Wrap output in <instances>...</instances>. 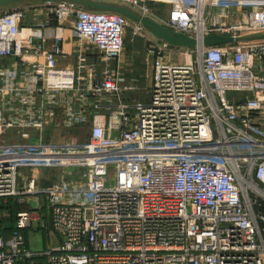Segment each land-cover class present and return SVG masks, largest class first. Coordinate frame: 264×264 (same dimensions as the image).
Segmentation results:
<instances>
[{"label": "built area", "instance_id": "obj_1", "mask_svg": "<svg viewBox=\"0 0 264 264\" xmlns=\"http://www.w3.org/2000/svg\"><path fill=\"white\" fill-rule=\"evenodd\" d=\"M89 1L198 41L264 35V0ZM34 9L0 13V264H264V40L189 50L65 1L23 25ZM128 28L154 58L147 101L114 67ZM47 227L60 245L30 250Z\"/></svg>", "mask_w": 264, "mask_h": 264}, {"label": "rangeland", "instance_id": "obj_2", "mask_svg": "<svg viewBox=\"0 0 264 264\" xmlns=\"http://www.w3.org/2000/svg\"><path fill=\"white\" fill-rule=\"evenodd\" d=\"M35 1V0H34ZM22 2L10 4L7 6H3L0 8V13H6V12H11L13 7L17 5L24 4ZM162 6H156V12L161 15L162 14ZM71 23H67L66 29L67 33L68 30L70 29ZM129 57L131 59V62L136 64V70H137V75L140 78V83H139V91L134 94L137 96V98L140 101H147L148 96H147V88L149 87V82L151 78V72L153 68V63H154V58L147 59V53H146V45L144 41L139 38V37H134L133 35V30L132 28H128L126 31V36L124 40V52L122 57ZM145 62V66H144ZM182 62V61H181ZM145 67V69H143ZM132 68V65H131ZM146 72V73H145ZM50 135L47 136V139L49 141H57L58 139H64L65 137H69L71 134L66 133V134H61V133H49ZM8 138H4L3 142H8ZM21 174H28V170L21 169L20 170ZM44 184L42 187H46L49 180L52 179L53 172L50 171V173H45ZM41 182V181H40ZM14 212L23 210L22 206H16L14 205L11 208ZM24 236L27 242V245L30 250L32 251H44V250H55L57 247L60 245L59 238L55 233L51 231L48 227L46 229H39L37 231L33 229H27L24 231Z\"/></svg>", "mask_w": 264, "mask_h": 264}, {"label": "water", "instance_id": "obj_3", "mask_svg": "<svg viewBox=\"0 0 264 264\" xmlns=\"http://www.w3.org/2000/svg\"><path fill=\"white\" fill-rule=\"evenodd\" d=\"M22 1H26V0H0V8L3 6H7ZM38 1L45 3L65 1L79 5L81 7L87 8L92 11L113 12V13L121 14L126 18H128L130 21L140 24L147 32H149L156 39L164 41L170 44L171 46L177 48L194 50L197 48L220 47L224 45H231L235 43H242L253 40H264V35H256L252 37L209 35V36H205L201 41H198L185 34L175 32L169 28H166L150 18L139 16L124 7L113 6V5H108L101 2H93L89 0H38ZM28 204L32 209H36V206L33 202L30 201L28 202ZM5 227L9 229L11 225L8 224Z\"/></svg>", "mask_w": 264, "mask_h": 264}, {"label": "crops", "instance_id": "obj_4", "mask_svg": "<svg viewBox=\"0 0 264 264\" xmlns=\"http://www.w3.org/2000/svg\"><path fill=\"white\" fill-rule=\"evenodd\" d=\"M24 4L21 5H17L15 7H13L12 9H17V8H21V7H25V6H33L35 9L29 11V13L26 15V20L23 22V25L25 26H32V17L34 13H38L39 12V8H40V4L43 3L41 1L38 0H26V2H23ZM56 26L55 22H51V25L49 28L45 29L42 31V37L45 40H52L53 36H54V28ZM27 32H23L22 36H25ZM39 33H37L36 35H38ZM65 41H66V49L68 50V53H70L71 50V46H70V38L68 36V33H65ZM35 44L40 45L41 41L40 39H35L34 40ZM46 46L49 45V43L44 44ZM130 57V56H129ZM129 57H122L119 59V61H117L114 64V67L119 69L120 73L123 74L126 78H135L138 80V84L140 83V78L137 75V70H136V64L131 62V59H129ZM98 57H88V61L89 62H96L97 66H96V70L98 73L101 72L102 66L99 64V62L97 61ZM76 62V58L74 55L69 54L67 58L65 59H59L58 60V65L60 68H64L67 66H73ZM132 65V68H131ZM144 66H145V62H144ZM145 69V67L143 68ZM146 73V72H145ZM137 98L136 95H133V98Z\"/></svg>", "mask_w": 264, "mask_h": 264}, {"label": "trees", "instance_id": "obj_5", "mask_svg": "<svg viewBox=\"0 0 264 264\" xmlns=\"http://www.w3.org/2000/svg\"><path fill=\"white\" fill-rule=\"evenodd\" d=\"M14 206V204H11L9 207H7L6 209L12 214V212H14L11 208ZM25 209V208H23ZM15 213V212H14Z\"/></svg>", "mask_w": 264, "mask_h": 264}, {"label": "bare ground", "instance_id": "obj_6", "mask_svg": "<svg viewBox=\"0 0 264 264\" xmlns=\"http://www.w3.org/2000/svg\"><path fill=\"white\" fill-rule=\"evenodd\" d=\"M23 32H27V33L25 34V36H22V35H21V38L25 39V38H27L28 34H30L32 31H27V30H26V31H23Z\"/></svg>", "mask_w": 264, "mask_h": 264}]
</instances>
